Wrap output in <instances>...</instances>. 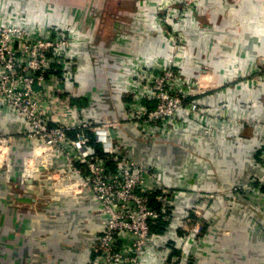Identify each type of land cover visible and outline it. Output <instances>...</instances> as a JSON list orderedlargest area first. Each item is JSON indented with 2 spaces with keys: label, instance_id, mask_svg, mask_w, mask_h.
Instances as JSON below:
<instances>
[{
  "label": "crops",
  "instance_id": "obj_1",
  "mask_svg": "<svg viewBox=\"0 0 264 264\" xmlns=\"http://www.w3.org/2000/svg\"><path fill=\"white\" fill-rule=\"evenodd\" d=\"M145 1L14 0L12 6L30 25L79 30L87 68L77 78L74 102L85 108L87 98L97 94L91 118L103 122L125 120L124 104L131 97L112 87L117 71L107 80L95 63L116 56L113 44L123 28L152 19L143 11ZM137 13L144 21L135 19ZM192 15L196 24L186 33L183 61L210 69L214 83L189 101L210 114L179 119L158 143L128 126L113 134L170 189L173 217L162 233L179 246L173 255L182 257L180 264H264V88H246L236 80L264 62V0H202ZM145 30L138 43L119 47L154 63L169 54L171 43L156 28ZM3 125L0 134L6 133ZM15 176L8 182L0 175V264H83L87 242L101 227L97 205L67 199L52 209L47 181L24 186L21 175ZM241 186L250 189L233 191Z\"/></svg>",
  "mask_w": 264,
  "mask_h": 264
},
{
  "label": "built area",
  "instance_id": "obj_2",
  "mask_svg": "<svg viewBox=\"0 0 264 264\" xmlns=\"http://www.w3.org/2000/svg\"><path fill=\"white\" fill-rule=\"evenodd\" d=\"M13 1L0 0V123L7 129L0 134V175L12 182L18 172L24 186L47 181L52 209L67 199L97 205L101 227L87 242L83 264H180L182 257L173 255L179 246L157 231L173 217L170 189L156 170L132 158L113 131L128 126L142 139L160 142L179 119L190 122L210 114L189 99L212 87L211 70L183 61L186 33L196 24L192 12L202 0H146L143 11L152 19L120 31L113 44L116 56L95 64L107 80L117 71L112 87L131 100L124 104L125 120L103 122L91 118L97 94L87 98L85 108L74 102L77 78L87 68L79 30L30 25V18L14 12ZM136 27L141 32H132ZM147 27L171 43L169 54L154 63L124 52L128 43L145 37ZM240 79L246 88H264V62ZM261 161L264 170V147ZM185 239L183 252L191 238Z\"/></svg>",
  "mask_w": 264,
  "mask_h": 264
},
{
  "label": "trees",
  "instance_id": "obj_3",
  "mask_svg": "<svg viewBox=\"0 0 264 264\" xmlns=\"http://www.w3.org/2000/svg\"><path fill=\"white\" fill-rule=\"evenodd\" d=\"M75 135L74 133L72 134V136ZM151 205L154 206L155 208L159 209V204L157 201H155L154 198H151V201H150ZM165 223L161 224V227H158L157 231L162 233L163 232V226H164Z\"/></svg>",
  "mask_w": 264,
  "mask_h": 264
},
{
  "label": "rangeland",
  "instance_id": "obj_4",
  "mask_svg": "<svg viewBox=\"0 0 264 264\" xmlns=\"http://www.w3.org/2000/svg\"><path fill=\"white\" fill-rule=\"evenodd\" d=\"M210 73H211V72H210ZM256 89H258V88H256ZM154 143H158V142H154ZM247 185H248V184H247ZM247 185H246V186H247ZM246 186H245V187H246ZM233 191H237L236 188L233 189ZM230 195H231V194H230Z\"/></svg>",
  "mask_w": 264,
  "mask_h": 264
}]
</instances>
